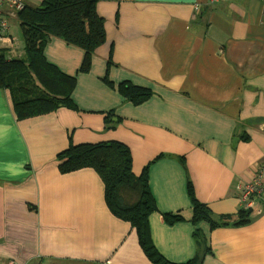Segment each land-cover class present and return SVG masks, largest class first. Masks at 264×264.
Masks as SVG:
<instances>
[{
    "label": "crops",
    "instance_id": "1",
    "mask_svg": "<svg viewBox=\"0 0 264 264\" xmlns=\"http://www.w3.org/2000/svg\"><path fill=\"white\" fill-rule=\"evenodd\" d=\"M96 12L106 42L88 73L79 71L81 49L51 39L44 51L48 63L76 78L77 110L19 120L0 89V264H152L131 225L108 210L95 171H58L57 155L70 143L109 141L128 147L135 175L151 163L158 211L148 224L166 261L191 260L198 231L209 250L203 264H264V195L249 221L237 224L239 186L264 165V2L99 0ZM13 48L1 52L13 56ZM120 84L151 97L134 106ZM188 181L226 225L191 224ZM163 214L184 222L168 226Z\"/></svg>",
    "mask_w": 264,
    "mask_h": 264
},
{
    "label": "trees",
    "instance_id": "2",
    "mask_svg": "<svg viewBox=\"0 0 264 264\" xmlns=\"http://www.w3.org/2000/svg\"><path fill=\"white\" fill-rule=\"evenodd\" d=\"M98 1L40 0L38 7L26 5L17 12L23 55L17 58L10 56L7 51L0 52V89L9 92L14 113L19 120L45 115L60 108L77 110L72 101L76 78L63 74L48 63L44 51L51 39L79 48L84 52L79 71L88 73L93 55L106 42L104 21L96 12ZM103 82L113 88L106 77ZM117 91L134 106L145 103L151 97L149 90L130 84L118 85ZM107 122L109 117L105 119ZM238 138L244 142L249 140L243 134ZM160 158L162 156L154 161ZM57 161L58 171L62 175L81 169L95 171L104 185V200L108 210L117 219L131 225L146 258L152 264H173L159 254L150 235L148 219L158 211L148 183L151 163L139 175H135L132 172L130 150L114 141L79 145L70 143L57 155ZM187 193L192 204L190 222L195 228L200 223H208L211 230L226 225L225 221L214 220L209 208L197 200L190 181L187 183ZM250 214V210H240L237 224L247 223ZM162 216L168 226L184 222L181 214ZM194 237L198 243L196 253L184 264H203L209 253L198 231Z\"/></svg>",
    "mask_w": 264,
    "mask_h": 264
},
{
    "label": "built area",
    "instance_id": "3",
    "mask_svg": "<svg viewBox=\"0 0 264 264\" xmlns=\"http://www.w3.org/2000/svg\"><path fill=\"white\" fill-rule=\"evenodd\" d=\"M218 0H209L213 4ZM264 2V0H261ZM25 0H0V52L4 48H12L16 42L13 43V38L10 35V25L8 17H4L3 8H7L11 14L16 15L25 7ZM264 195V165L259 166L257 173L253 180L239 186V201L244 209L249 210L253 208L256 198H261ZM12 264H18L13 262Z\"/></svg>",
    "mask_w": 264,
    "mask_h": 264
},
{
    "label": "rangeland",
    "instance_id": "4",
    "mask_svg": "<svg viewBox=\"0 0 264 264\" xmlns=\"http://www.w3.org/2000/svg\"><path fill=\"white\" fill-rule=\"evenodd\" d=\"M9 25L11 26L10 35L13 38L12 45L14 44V42H16V44H17V45H14L15 52H16V54H14V56L17 58H20L23 55V42H22L19 23L17 22V20L10 19Z\"/></svg>",
    "mask_w": 264,
    "mask_h": 264
}]
</instances>
